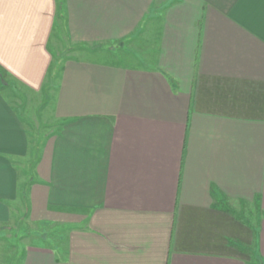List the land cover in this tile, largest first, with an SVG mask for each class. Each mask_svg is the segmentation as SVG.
Listing matches in <instances>:
<instances>
[{
    "label": "crops",
    "instance_id": "1",
    "mask_svg": "<svg viewBox=\"0 0 264 264\" xmlns=\"http://www.w3.org/2000/svg\"><path fill=\"white\" fill-rule=\"evenodd\" d=\"M22 213L20 264H264V0H0V244Z\"/></svg>",
    "mask_w": 264,
    "mask_h": 264
},
{
    "label": "rangeland",
    "instance_id": "2",
    "mask_svg": "<svg viewBox=\"0 0 264 264\" xmlns=\"http://www.w3.org/2000/svg\"><path fill=\"white\" fill-rule=\"evenodd\" d=\"M59 6L60 7L57 8V15L58 11H60V16L62 7L61 4ZM57 24L59 30H55L53 32L50 42L51 54L53 58V65H51L53 67L52 71H54L55 67L58 65V56H73L77 52L75 50L76 47L73 46L70 40V37L65 34L66 31L63 29L64 26L62 22L58 21ZM54 59H56L55 62ZM9 92L13 93L12 95L10 94V99L11 101L13 100L14 105L16 104L15 106H17L19 111H21L30 134L32 135L31 154L33 157L32 160L35 162L38 150H40V145L45 139V136H47L48 133H52L57 128V122L54 121L52 117L47 118L46 116V114L50 111V107L53 102V94L47 89L40 94L30 96L32 97L31 99H27L25 97L20 98L18 96L19 90L16 86H14V90L10 88ZM51 228L52 227H44L42 225L34 226L31 222L27 221V217H25L24 213L20 214L17 224H13L12 231L7 229L5 232L6 242L0 244V264H20L22 249L25 246L24 242H33L30 238L39 237L44 239L49 237V235H51L49 232L53 230ZM48 233L49 235L47 236ZM57 235L58 233L55 231L51 236ZM15 247H17V252L13 255L14 249H16ZM17 258L18 260H16Z\"/></svg>",
    "mask_w": 264,
    "mask_h": 264
}]
</instances>
